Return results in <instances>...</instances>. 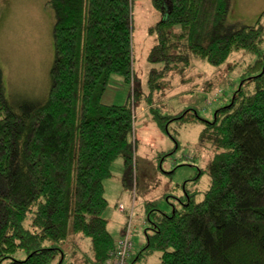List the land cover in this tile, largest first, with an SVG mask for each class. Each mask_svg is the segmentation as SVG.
<instances>
[{
    "label": "trees",
    "instance_id": "1",
    "mask_svg": "<svg viewBox=\"0 0 264 264\" xmlns=\"http://www.w3.org/2000/svg\"><path fill=\"white\" fill-rule=\"evenodd\" d=\"M152 3L164 15L149 27L157 38L147 57L150 93L192 56L219 65L246 50L255 59L248 87L202 119L200 141L215 148L202 200L187 195L172 212L149 209L138 258L160 251L157 264H264V9L254 24H229L231 0ZM45 5L54 14L46 99L13 103L0 67V262L62 264V245L81 234L91 240L86 260L102 264L115 246L102 215L112 161L122 156L123 182L133 179L132 107L102 102L112 74L133 81L132 0ZM189 110L169 120L194 121Z\"/></svg>",
    "mask_w": 264,
    "mask_h": 264
},
{
    "label": "rangeland",
    "instance_id": "2",
    "mask_svg": "<svg viewBox=\"0 0 264 264\" xmlns=\"http://www.w3.org/2000/svg\"><path fill=\"white\" fill-rule=\"evenodd\" d=\"M46 1L0 0V67L8 97L15 104L25 100L42 101L49 93L54 59V14L46 7ZM263 9L264 0H231L228 23L254 24ZM163 15L152 0H132L134 82L128 83L121 75L112 74L102 96L104 104H130L133 110L130 136L133 179L129 184L123 182L126 168L122 156L112 161L111 175L103 181L108 204L102 215L116 240L132 209L131 239L137 253L145 244L149 209L172 212L182 207L187 195H192L196 201L202 200L210 184L208 163L215 152V148L200 141L205 125L202 119L212 120L216 109L227 104L240 86L248 87L243 77L251 74L246 68L255 59V55L246 50L232 52L219 65L192 56L185 70H171L150 93L151 65L147 57L157 38L156 34L149 33V27ZM164 80L167 85L163 84ZM188 109L194 121L169 120L170 116ZM154 113L162 117L163 127L153 117ZM119 204H123L125 210H119ZM62 249V264H91L86 260L92 255L90 238L71 235ZM160 254V251L144 253L141 264H157ZM22 256L24 253L14 257ZM9 260L11 258L3 259L0 264H7Z\"/></svg>",
    "mask_w": 264,
    "mask_h": 264
},
{
    "label": "built area",
    "instance_id": "3",
    "mask_svg": "<svg viewBox=\"0 0 264 264\" xmlns=\"http://www.w3.org/2000/svg\"><path fill=\"white\" fill-rule=\"evenodd\" d=\"M120 210H125L123 204H119ZM132 209L129 212L128 221L122 234L115 240L114 248L102 264H129V258L133 249L132 242Z\"/></svg>",
    "mask_w": 264,
    "mask_h": 264
},
{
    "label": "crops",
    "instance_id": "4",
    "mask_svg": "<svg viewBox=\"0 0 264 264\" xmlns=\"http://www.w3.org/2000/svg\"><path fill=\"white\" fill-rule=\"evenodd\" d=\"M4 79H5V76H4ZM5 84H6V82H5ZM6 91H7V86H6ZM123 230H124V228H122L121 232ZM138 253H137V250L134 248V243H133V249H132V252H131V255L129 258V264H141V259L138 258Z\"/></svg>",
    "mask_w": 264,
    "mask_h": 264
}]
</instances>
